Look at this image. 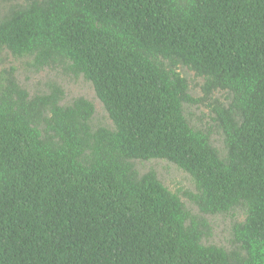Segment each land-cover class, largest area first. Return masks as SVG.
Here are the masks:
<instances>
[{"label":"trees","instance_id":"1","mask_svg":"<svg viewBox=\"0 0 264 264\" xmlns=\"http://www.w3.org/2000/svg\"><path fill=\"white\" fill-rule=\"evenodd\" d=\"M8 1L0 55L82 76L114 129L57 85L29 97L1 75L0 264H264V0ZM185 105L210 109L221 152ZM137 160L187 174L201 215L243 210L235 247L205 245L207 222Z\"/></svg>","mask_w":264,"mask_h":264},{"label":"rangeland","instance_id":"2","mask_svg":"<svg viewBox=\"0 0 264 264\" xmlns=\"http://www.w3.org/2000/svg\"><path fill=\"white\" fill-rule=\"evenodd\" d=\"M13 2L0 0V10L6 11ZM29 57L17 58L8 52L0 55V77L13 70L14 78L20 88L24 89L29 97L47 94L51 85L59 86L64 93L63 105H70L75 99L83 98L90 102L94 108L91 126L113 130L114 126L108 118L103 105L96 98L92 85L85 81L82 76L73 77L62 68H45L40 71L34 70ZM178 72L188 83L189 94L193 99L202 97L201 87L204 80L198 78L193 72L184 67H179ZM224 93H215L213 98L224 102ZM185 116L189 124L201 130L212 129V145L221 152L223 150V139L212 123V114L206 105H185ZM135 171L138 175L147 172L155 173L157 179L171 193L179 196L181 202L191 215L205 220L210 227L211 236L203 241L205 245L221 247L227 251L235 246L232 242V227L236 223L243 222L245 214L243 210L236 209L226 215H201L197 207L190 201L189 195H195L196 189L190 177L171 163L163 160L133 161Z\"/></svg>","mask_w":264,"mask_h":264}]
</instances>
